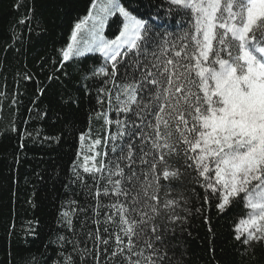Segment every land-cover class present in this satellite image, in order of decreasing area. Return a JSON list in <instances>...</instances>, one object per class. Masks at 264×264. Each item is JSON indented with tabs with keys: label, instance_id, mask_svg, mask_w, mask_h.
<instances>
[{
	"label": "snow or ice",
	"instance_id": "6c2138e0",
	"mask_svg": "<svg viewBox=\"0 0 264 264\" xmlns=\"http://www.w3.org/2000/svg\"><path fill=\"white\" fill-rule=\"evenodd\" d=\"M133 3L138 0H93L95 11L75 24L62 52L65 62L85 52L101 55L104 64L91 75L107 78L98 91L116 113L105 119L115 125L103 141L108 151H97L101 139L85 144L80 134L82 162L74 165L77 181L84 180L81 168L91 176L96 197L115 198L96 202L97 210L110 209L106 222L118 227L113 232L105 227L104 239L97 233L96 264L100 244L108 245L113 236L112 257L120 254L127 264H163L169 228H161L156 218L168 210L174 230L183 223L175 209L181 202L184 211L192 209L184 191L167 198L171 188L161 179L186 181L185 190L199 186L201 207L211 202L220 213L243 203L248 212L235 227V239L243 237L246 245L264 241V0H168L175 6L169 13H190V19L178 17L179 31L164 28L158 13H141ZM116 13L122 28L106 39V22ZM89 21L82 48L78 37ZM66 264H72L70 256Z\"/></svg>",
	"mask_w": 264,
	"mask_h": 264
},
{
	"label": "trees",
	"instance_id": "16d2710c",
	"mask_svg": "<svg viewBox=\"0 0 264 264\" xmlns=\"http://www.w3.org/2000/svg\"><path fill=\"white\" fill-rule=\"evenodd\" d=\"M92 3L0 0V264H66L69 256L72 264H96L97 233L104 239L105 227L118 231L116 223L106 222L110 209L96 208L97 200L104 205L115 198L96 197V185L82 168L83 182L74 175V165L82 162L80 134L85 144L101 139L97 151H108L103 141L115 132V125L105 119H114L116 113L98 91L107 78L91 75L103 66L101 55L62 59L75 24L93 10ZM131 7L158 13L157 23L169 30H180L179 16L190 19L186 10L169 13L175 6L168 0H138ZM121 27V17L113 15L106 37L115 38ZM160 183L170 185L167 198H178L184 191L187 208L192 209L184 211L181 202L175 211L183 223L174 230L167 221L168 210L162 209L156 218L161 228H169L163 264H264V241L246 245L243 237L235 239V227L248 212L243 203L220 213L211 202L201 207L199 186L187 185L185 190L186 181ZM164 192L162 188L159 193L161 203ZM147 235L153 234L149 230ZM142 246L141 242L138 247ZM114 248V236L108 245L100 244L99 264H127L120 254L112 257Z\"/></svg>",
	"mask_w": 264,
	"mask_h": 264
},
{
	"label": "rangeland",
	"instance_id": "374dc122",
	"mask_svg": "<svg viewBox=\"0 0 264 264\" xmlns=\"http://www.w3.org/2000/svg\"><path fill=\"white\" fill-rule=\"evenodd\" d=\"M103 2V0H98V4L99 3H102ZM116 14H118V13H116ZM115 15V14H114ZM119 15V14H118ZM112 17V16H111ZM110 18V17H109ZM109 18H108V20H109ZM121 19H122V17H121ZM108 20H107V22H108ZM107 22H106V26H105V29H104V32H103V34H104V36H105V38L106 39H108L107 37H106V35H105V32H106V27H107ZM91 21H89L86 25H85V28L83 29V31H82V33L80 34V36L78 37V39L81 41V44H80V46L83 48L84 47V44H83V41L84 40H86V39H88L89 38V35H88V32H89V29L91 28ZM122 28V27H121ZM119 34V33H118ZM114 39V38H113ZM86 54H89V52H85L84 53V55H86ZM99 54V53H98ZM72 58H75V57H72ZM71 59V58H70Z\"/></svg>",
	"mask_w": 264,
	"mask_h": 264
}]
</instances>
